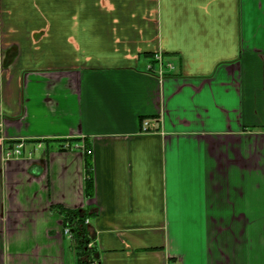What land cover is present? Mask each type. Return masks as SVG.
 I'll return each mask as SVG.
<instances>
[{"label": "crops", "instance_id": "1", "mask_svg": "<svg viewBox=\"0 0 264 264\" xmlns=\"http://www.w3.org/2000/svg\"><path fill=\"white\" fill-rule=\"evenodd\" d=\"M56 206L102 264H264V0H0V264H77Z\"/></svg>", "mask_w": 264, "mask_h": 264}, {"label": "trees", "instance_id": "2", "mask_svg": "<svg viewBox=\"0 0 264 264\" xmlns=\"http://www.w3.org/2000/svg\"><path fill=\"white\" fill-rule=\"evenodd\" d=\"M86 161V193L88 197L94 195L93 158L90 149L85 152ZM63 216V224L70 231L71 247L77 256V264H102L100 252L95 242L92 229V218L97 214L95 208L70 209L56 206Z\"/></svg>", "mask_w": 264, "mask_h": 264}, {"label": "built area", "instance_id": "3", "mask_svg": "<svg viewBox=\"0 0 264 264\" xmlns=\"http://www.w3.org/2000/svg\"><path fill=\"white\" fill-rule=\"evenodd\" d=\"M153 62L155 64H159L161 65V68H166V69H174L175 65L171 62H165L164 60V56L162 54H156L155 56H153ZM148 124L145 123V126H147ZM22 148V145H18L16 147V149L14 150H10L7 152V156H12V155H19L21 153L20 149ZM66 233L70 234V231L68 228H66Z\"/></svg>", "mask_w": 264, "mask_h": 264}, {"label": "rangeland", "instance_id": "4", "mask_svg": "<svg viewBox=\"0 0 264 264\" xmlns=\"http://www.w3.org/2000/svg\"><path fill=\"white\" fill-rule=\"evenodd\" d=\"M68 264H75L73 259Z\"/></svg>", "mask_w": 264, "mask_h": 264}, {"label": "bare ground", "instance_id": "5", "mask_svg": "<svg viewBox=\"0 0 264 264\" xmlns=\"http://www.w3.org/2000/svg\"><path fill=\"white\" fill-rule=\"evenodd\" d=\"M2 134V133H1Z\"/></svg>", "mask_w": 264, "mask_h": 264}]
</instances>
